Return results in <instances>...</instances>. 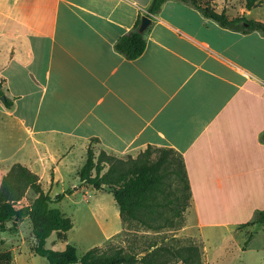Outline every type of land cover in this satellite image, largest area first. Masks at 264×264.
Returning a JSON list of instances; mask_svg holds the SVG:
<instances>
[{"label":"crops","instance_id":"1","mask_svg":"<svg viewBox=\"0 0 264 264\" xmlns=\"http://www.w3.org/2000/svg\"><path fill=\"white\" fill-rule=\"evenodd\" d=\"M213 2L229 19L264 21V5ZM151 3L0 0V79L12 104L0 96V169L28 168L50 195L79 177L89 147L120 158L171 149L203 237L251 227L264 211V35L166 0L144 53L129 60L115 45Z\"/></svg>","mask_w":264,"mask_h":264},{"label":"rangeland","instance_id":"2","mask_svg":"<svg viewBox=\"0 0 264 264\" xmlns=\"http://www.w3.org/2000/svg\"><path fill=\"white\" fill-rule=\"evenodd\" d=\"M238 5L239 0H234L233 7L238 9ZM255 14L264 15V7ZM162 150L166 149L159 148L152 152V161L163 157ZM115 157L125 161L138 156ZM166 158L168 161L163 168L167 167L168 171L167 198L172 199L173 203L164 209L163 216L156 221L159 229H151L137 222H123L119 206L107 189L82 187L76 190L81 184L80 179L76 175L69 178L68 174L66 182L56 185L50 195L56 198L63 194V190L70 192L62 201L53 203L52 207L60 209L70 218L74 227L66 233L64 240L57 233L53 234L47 241V247L64 251L71 244L76 246L80 258L93 248H100L106 253L122 249L138 259L136 264H147V260L154 264H264V223H254L235 233L205 228L203 237L189 215L191 199L185 185L181 158L174 152ZM107 168L108 165L105 171ZM36 197L34 192L29 191L21 205L31 204ZM176 211L180 212L179 216L175 215ZM2 239H5V247ZM35 246L36 239L29 219L10 221L7 231L0 229V252L4 248L5 252L10 251L12 264H49L46 258L35 254ZM217 248L220 252L223 250L219 256Z\"/></svg>","mask_w":264,"mask_h":264},{"label":"trees","instance_id":"3","mask_svg":"<svg viewBox=\"0 0 264 264\" xmlns=\"http://www.w3.org/2000/svg\"><path fill=\"white\" fill-rule=\"evenodd\" d=\"M180 1L190 3L199 9L205 18L224 28L242 33L258 31L264 35V21L249 20L246 16L229 19L225 11L220 13L216 10L213 0ZM245 1L247 10L264 5V0ZM165 2L166 0H152L148 8V16L157 15ZM143 17L140 16L136 26L122 36L115 45V49L129 60L137 59L146 49L148 32L153 22L141 33L139 30ZM0 96H5L1 79ZM5 105L12 106L9 100H6ZM155 149L159 148L149 146L137 158L129 157L124 161L107 154L104 150L96 154L95 150L89 147L86 163L78 173L80 181L83 185L96 190L107 189L119 206L123 222H137L151 229H159L160 227L155 224L156 221L163 216L164 209L173 203L172 199L167 198L168 171L163 165L168 161L166 156L174 150L160 148L166 149L162 150L163 157L158 161H152L151 156ZM181 162L188 197L191 199L182 159ZM106 165L108 168L105 171ZM29 191L34 192L37 197L31 204L21 205V201ZM66 194L70 192L58 195L53 200L42 189L39 176L20 164L13 166L9 172L0 169V229L7 231V223L10 221L29 219L36 239L34 252L46 258L49 264H136L138 262L134 255L125 253L122 249L106 253L100 248H93L81 258L76 246L71 244H68L64 251L49 249L47 241L53 234L57 233L64 240L66 233L74 227L70 218L60 209L52 207L53 203L62 201ZM175 215L179 216L180 212L176 211ZM255 223H264V211L259 213ZM146 262L154 264L149 260ZM0 264H12L10 251L0 253Z\"/></svg>","mask_w":264,"mask_h":264},{"label":"water","instance_id":"4","mask_svg":"<svg viewBox=\"0 0 264 264\" xmlns=\"http://www.w3.org/2000/svg\"><path fill=\"white\" fill-rule=\"evenodd\" d=\"M152 23V19L149 17V16H144L142 18V23H141V26H140V32H144L148 29V27L150 26V24ZM2 100L6 101V97L5 96H2Z\"/></svg>","mask_w":264,"mask_h":264}]
</instances>
